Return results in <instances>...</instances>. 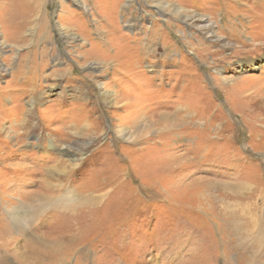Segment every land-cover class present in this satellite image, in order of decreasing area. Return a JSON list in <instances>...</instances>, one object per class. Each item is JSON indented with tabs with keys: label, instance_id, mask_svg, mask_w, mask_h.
<instances>
[{
	"label": "rangeland",
	"instance_id": "1",
	"mask_svg": "<svg viewBox=\"0 0 264 264\" xmlns=\"http://www.w3.org/2000/svg\"><path fill=\"white\" fill-rule=\"evenodd\" d=\"M234 195L264 222V0H0V264H264Z\"/></svg>",
	"mask_w": 264,
	"mask_h": 264
},
{
	"label": "bare ground",
	"instance_id": "2",
	"mask_svg": "<svg viewBox=\"0 0 264 264\" xmlns=\"http://www.w3.org/2000/svg\"><path fill=\"white\" fill-rule=\"evenodd\" d=\"M196 20L204 21L202 20V18H197ZM117 59L115 61H117ZM103 97L105 100L107 99L105 92H103ZM171 124L172 123L169 124L165 122L163 125H165L166 128L168 129L169 127L171 128ZM158 125H160L159 122ZM115 133L118 134L119 137L122 138L127 137L126 139L127 141H132V137L130 135L127 136V133L120 128H116ZM238 196L239 197H236L235 195L231 196V201H232L231 210H229L228 208H227L228 211H226V209L222 210V213L227 214L226 218L229 220L228 228L230 230L232 237L235 238L238 242L237 248L242 249L241 247H244V245H246L245 243L248 242V240H251L250 238L252 237L255 243L262 245L264 243V237H263L264 222L260 220L259 215L257 214V212H255V210L257 209L256 208L257 200L255 201V198L250 197L249 195H238ZM227 264H232V263L228 262Z\"/></svg>",
	"mask_w": 264,
	"mask_h": 264
}]
</instances>
